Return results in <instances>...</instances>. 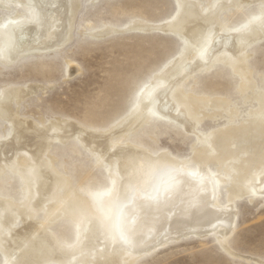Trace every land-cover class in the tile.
Returning a JSON list of instances; mask_svg holds the SVG:
<instances>
[{"label": "rangeland", "instance_id": "rangeland-1", "mask_svg": "<svg viewBox=\"0 0 264 264\" xmlns=\"http://www.w3.org/2000/svg\"><path fill=\"white\" fill-rule=\"evenodd\" d=\"M225 1L195 0L194 2L200 4L201 10L206 9L208 4L218 2V6L214 8L216 12L221 11H218V22L225 23L230 29L248 25L251 20L260 16V8L264 7V0H248L247 4L241 7V11H236L233 0ZM70 3V14L74 13L71 17L72 24L65 27L64 32L67 36L61 47L40 53H28L13 61L3 60L0 55V95L11 89L22 91L19 99L10 101V111L15 121L18 120L27 127L30 125L37 129L45 127L43 131H46L45 133L29 132L30 138L27 141L42 143L45 140L46 144H50L48 150L41 155L43 161L53 165L48 168L49 172L53 171L50 179L53 177L54 181H52L55 182V178L57 181L66 178L72 196L75 199L85 200L98 214L107 212L106 201L113 185L109 180L111 167L107 162L98 163L96 152L99 150L98 153L103 154V148L110 141L117 143L118 147H127V145L135 147L147 152L153 158L165 155L182 163L187 162L188 169L196 174V164L191 161L194 158L193 147L198 144L195 133L214 135L223 132L230 126L239 125L241 120H246L249 112L259 111L257 102L249 97L264 91V36L252 42L253 44L251 43L245 50V68L249 74L250 88L242 92L239 87L241 79L236 75L237 73L232 68L221 65L213 66L211 69L201 68L184 83L187 93L195 90L193 93L199 97L210 96L211 99L216 97L227 100L224 107L206 110V114L212 115L209 118L201 117L203 120L196 127L195 133L191 132L188 126L182 127L154 116L138 125L139 127L134 129L135 132L132 131L120 138L121 129L130 120L128 117L137 107L140 93L146 86L155 82L157 77L162 76L182 52L183 40L179 35L169 30L149 29L152 26H162V28L166 26L175 15L176 2L175 0H70ZM27 8L29 6H24L16 0L0 3V28H3V32H8L13 17L19 20L27 17L29 15ZM132 26L138 28L133 29ZM189 30H191L190 26L187 27V31ZM70 67L79 70L73 73ZM262 110L264 112V102ZM227 113L239 115L237 119H228ZM1 118L0 149H3L4 143L14 139L12 137L17 134L15 135L16 131L11 132L12 125L9 121ZM122 121L125 124L118 126ZM52 124H69V128L72 127L69 132H74V135L77 132L79 134L77 138H73L74 135L71 133L72 137L65 138V141L63 138L55 139L62 134V130L48 132ZM82 133L100 135L98 142L102 144L94 154L87 149L90 145L86 148L81 145L80 140L86 138L81 136ZM22 135L23 132L19 136ZM247 156L252 157V154ZM109 159V156L104 158L106 161ZM53 167L55 168L52 169ZM208 169L216 174L214 163H209ZM44 170L48 173L47 169ZM13 172L6 167L5 172L0 173V197H4L0 199L5 201L9 199L10 202L19 205L24 202V183L19 174L14 170ZM218 184V203L225 208L233 207V214L235 212V224L230 233L225 234L224 229L217 228L215 231L198 235L192 233L181 235L178 236L179 238L159 244L151 251L134 253L132 260H126L124 256L117 264H264V194L250 193L232 198L228 193L229 182ZM63 188L65 187L60 186L56 195L52 191L49 195L46 194L47 197L45 194L42 195L43 202L40 207L43 210L39 207L37 212H31L33 215L30 214L29 217L24 214L15 216L12 226L5 227L0 235L2 238V240L0 238V264H5L2 251L11 255V262L15 264V259L17 260L16 257L20 253L17 248L22 246H18L21 244L22 236L26 235L29 228L38 227L44 221L45 210L61 199L65 192ZM49 197L51 200L47 199ZM56 212L52 215L54 217H50L52 222L50 220L46 222L47 224L43 222L44 225L39 228V233L44 237L50 235V239L54 237L52 240H56L55 244L58 241L56 245H61L59 246L61 251L69 255L78 240V224L67 214L63 215L62 211ZM11 228L13 230H10ZM224 236L227 237L224 239ZM10 238L11 241L8 240ZM14 238L19 241L18 244L13 240ZM98 244H103V241L100 240ZM104 245L98 250H105L106 245ZM11 249L17 251L14 253ZM83 254L75 255L67 264H82L83 260L80 258L85 257ZM40 264L58 263L44 261Z\"/></svg>", "mask_w": 264, "mask_h": 264}, {"label": "bare ground", "instance_id": "bare-ground-1", "mask_svg": "<svg viewBox=\"0 0 264 264\" xmlns=\"http://www.w3.org/2000/svg\"><path fill=\"white\" fill-rule=\"evenodd\" d=\"M6 1L0 0V3L4 4ZM194 1L175 0L177 10L172 20L163 28L161 25V27L149 28L169 30L179 35L183 40L182 52L172 62L171 67L167 66L168 70L166 69L162 76L157 77L155 82L150 83L151 85L146 86L140 93L137 107L128 117L130 120L125 121V124L123 121L126 118H124L121 124L118 123V126L125 124L123 128L120 127L122 128L120 138L125 137L138 125L154 116L182 127L188 126L190 131L195 133L202 118H209L212 115L206 114V110L224 107L227 103L225 98L199 97L193 93L195 90L190 93L185 91L187 89H184V83L201 68L211 69L218 65L230 67L241 79L239 87L242 92L251 87L249 74L245 68V50L252 42L264 36V7L260 8V16L251 20L248 25L230 29L225 23L218 22V11H221L216 12L214 9L218 6V2L208 4L206 9L201 10L200 4ZM16 2L29 6L26 10L29 15L23 16L21 20L13 17L10 20L8 32H3V28H0V55L3 60L13 61L28 53L57 49L65 43L67 36L64 32L65 27L70 25L74 14L71 15L69 11L70 0H16ZM247 2L248 0H233L234 9L241 11V7ZM219 3L222 4L221 1ZM189 26L191 30L187 31ZM71 70L75 73L79 69L71 68ZM21 92L18 89H11L0 95V117L9 121L12 125L11 132L16 131L15 135L17 134L12 137L14 139L5 141L4 148L0 149V173L5 172L6 167L10 168L12 172L14 170L19 174L24 183V202L19 205L13 202L14 205L9 199L8 201L0 199V235L5 227L12 226L15 216L33 215L31 212L38 210L37 208L43 202L42 195H49L51 191L56 195L57 189L64 186L65 192L61 199H56L57 202L53 204L51 202L50 206L47 204L48 210H45L43 222L51 221L50 217H54L52 215L56 211H62L63 215L67 214L77 222L78 240L71 248L72 253L68 255L67 252L61 251L59 248L61 245L57 246L58 241L57 245L55 244L56 240H52L54 237L49 238L51 232L48 233V237L40 235L39 228L44 225L42 222L38 227L33 226L28 229L26 235L22 236L21 244H18L19 241L17 242L16 238L13 239L18 246L22 245L21 248H17L20 253L16 257L17 260L15 259L16 262L14 261L15 264H40L44 261L67 264L75 255L83 253L85 257L80 258L83 260L82 264H117L118 260H122L124 256L126 260H132L134 253L142 254L144 251H151L159 244L181 235L190 233L198 235L215 231L217 228L224 229L227 234L233 230L235 212L233 214L231 204L232 208H225L218 203V183L229 182L228 193L232 198L250 193L264 194V112L262 110L264 91L249 97L257 102L258 110H262L261 112L251 111L246 120H241L239 125L230 126L214 135L195 133L198 144L193 147L194 158L191 161L196 164L197 175L188 169L187 162L182 163L165 155L153 158L140 149L128 147V145L118 147L117 143L111 141L103 148V154H100L99 150L97 151L102 144L98 142L100 135L91 134L93 132L82 133L81 136L86 138L81 140L78 138L81 145L85 148L90 145L87 149L92 154L97 151L98 163L107 162V165L111 167L109 180L113 187L106 201L107 212L103 214L93 211L92 206L90 208L85 200L75 199L68 189L66 178L59 181L55 178V182L53 177L50 179L53 176L51 175L53 171L48 170L51 164L48 165L41 158L50 144H46L45 140V143L44 141L42 143L27 141L30 138L29 132L45 133L46 131L43 132L45 127L44 129H37L31 125L27 127L22 122L15 121L10 111V101L19 99ZM227 114L228 119H237L239 115ZM68 125L52 124L47 131L62 130V134L58 132L60 135H55L57 137L53 138L58 140L63 138L65 141V138L72 137V132H69L72 127L69 128L70 125ZM19 132H23L24 135L19 136L21 135ZM77 134H73V138H77ZM105 139L106 142L107 139ZM104 143L103 146H105ZM247 154H252V157H248ZM108 156L109 161L104 160ZM209 163L216 165V174L208 169ZM43 167L48 170V173L41 169ZM21 207L23 209H20ZM38 233L39 235H36ZM226 237L224 236V239ZM11 239L8 240L11 241ZM100 240L106 245H104L105 250H98L103 247V244H98ZM94 244L96 245L93 248ZM12 245H14L13 242ZM2 253L5 264H14L11 262V255H7L4 251Z\"/></svg>", "mask_w": 264, "mask_h": 264}]
</instances>
